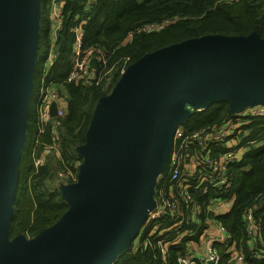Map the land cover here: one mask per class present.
<instances>
[{
  "label": "water",
  "instance_id": "water-1",
  "mask_svg": "<svg viewBox=\"0 0 264 264\" xmlns=\"http://www.w3.org/2000/svg\"><path fill=\"white\" fill-rule=\"evenodd\" d=\"M39 9L40 0H0V264H111L138 243L160 165L191 110L223 99L230 111L264 105V39L210 33L128 64L95 106L76 182L60 186L67 212L37 237L10 239Z\"/></svg>",
  "mask_w": 264,
  "mask_h": 264
},
{
  "label": "trees",
  "instance_id": "trees-1",
  "mask_svg": "<svg viewBox=\"0 0 264 264\" xmlns=\"http://www.w3.org/2000/svg\"><path fill=\"white\" fill-rule=\"evenodd\" d=\"M49 5L50 0H40L33 88L9 225L10 239L18 235L26 239L37 237L57 223L69 209L57 185V172L67 169L77 172L82 159L78 146L85 141L95 106L102 96L110 93L122 67L145 53L210 33L236 35L255 31L264 39V0H64L61 7L62 28L55 38ZM79 22L83 29L82 48L99 49L107 59L105 69L112 68L110 78H104L99 83H96L97 66L94 68L96 79L85 83L66 81L74 63L72 29ZM148 24L153 29L134 33ZM50 50L54 62L46 72L45 81L50 82L54 90L66 95V112L63 116L51 117L44 130L39 132L38 84L42 65ZM231 118L235 116L223 99L191 114L180 126L186 135L204 127L219 126ZM238 130L241 132L239 146H243L245 151L239 159L227 164V184H202L199 174L195 179L184 178V186H181L182 178L177 182L165 179L169 164L166 162L165 182L155 189L163 188V184L173 189L190 188L192 203L200 207V212L192 214L184 209V217L190 219L197 216L200 220L211 218L221 222L231 238L230 242L218 245L219 251L222 253L233 244L249 259L255 248L244 230V210L252 208L255 220L258 223L264 221V114L245 117ZM220 152L214 150V155L218 156ZM36 159H41L42 165L37 166ZM163 189L168 193L166 188ZM215 199L230 203L229 207L219 214L206 211ZM180 205L182 208L192 206H186L182 201ZM155 222H161V226L165 227L172 223V218L167 215ZM189 226L198 233L205 224L201 223L198 227L189 221ZM150 227L144 229L142 224L138 243L134 244L132 240L111 264H160L150 247L143 250L141 247V235H146ZM185 241L186 238H183L170 247V260L175 257V250L183 251Z\"/></svg>",
  "mask_w": 264,
  "mask_h": 264
},
{
  "label": "built area",
  "instance_id": "built-area-1",
  "mask_svg": "<svg viewBox=\"0 0 264 264\" xmlns=\"http://www.w3.org/2000/svg\"><path fill=\"white\" fill-rule=\"evenodd\" d=\"M225 1L232 2L235 0ZM63 2L64 0H50L49 11L54 38L57 31L62 28L61 7ZM151 29L153 27L148 24L139 27L134 33ZM72 31L74 34V63L67 75L66 81L85 83L90 79H96L94 76V68L96 66L99 69L96 83L101 82L104 78L108 79L112 68L105 69L107 59L104 53L93 47L82 48L83 29L80 26V22L73 27ZM132 33H130V37ZM53 58V52L50 50L42 65V75L38 84L37 113L39 132L44 130V127L52 117L50 115L52 102H56V117L63 116L66 112V95L60 94L54 90L50 82L45 81L46 72L54 62ZM125 68L122 67L120 72L122 73ZM248 114L250 116L247 117L263 115L264 105L249 106ZM234 116L235 118H231V120L227 119L219 126L204 127L186 135L183 134L182 128H177L167 160L169 164L165 179L171 182L179 181L183 175V162L190 161V167L193 168L194 163L192 161L194 160L201 168H208L211 171L207 179L210 184L215 186L227 184L226 166L230 161L237 159L238 148H227L226 140H223V138L228 134H232V137L235 136L237 138L239 124L242 123H240L241 119L243 120L239 116ZM179 139L181 141L176 142ZM208 142L209 145L210 143H213V145L207 146ZM189 148L191 149L190 153ZM214 150L221 152L218 156H215ZM35 164L37 166L42 165V160L36 159ZM77 175L78 170L77 172L71 169L58 171V188L60 189V186L63 184L76 182ZM189 189L184 187L176 188L174 194H169L165 193L163 188H159L158 190L154 188L153 196H156L157 203L150 208L143 223L144 229L148 226L151 227L146 235H141V239H143L142 250L150 247L155 257L159 259L160 264H264V221L258 223L255 220L253 209L247 208L244 210V230L250 240V244L255 248L252 249L250 258L246 259L243 252L235 249L233 244L228 245L226 250L221 253L218 245L230 242V233L221 222L215 219L206 218L205 220H200L196 216L190 219L184 217V213L186 214L184 209H188V212L190 211L192 214L200 212V207L192 203ZM180 201L185 203L186 206L187 204H191V208L185 206L182 208ZM221 203L222 201L215 199L207 206L206 211L218 214L217 209ZM167 215H170L172 218L170 225L162 227L161 222L153 223L154 220H159ZM189 221L197 224L198 227L201 223L205 224V226L197 233L193 227L189 226ZM169 236L171 237L169 238ZM183 238H186L183 251L175 250V257L173 260H170V247L177 245Z\"/></svg>",
  "mask_w": 264,
  "mask_h": 264
},
{
  "label": "rangeland",
  "instance_id": "rangeland-1",
  "mask_svg": "<svg viewBox=\"0 0 264 264\" xmlns=\"http://www.w3.org/2000/svg\"><path fill=\"white\" fill-rule=\"evenodd\" d=\"M138 1H141V0H138ZM121 74V73H120ZM249 106L250 105H248V104H243V105H241L240 107H238V108H234L231 112L234 114V115H236V116H239V118H243V119H245V117H247V116H250L249 114H248V109H249ZM208 107V106H207ZM198 108V109H197ZM200 107H194L191 111H192V114L193 113H195V112H197V111H201V110H203V109H205V108H203V109H199ZM242 114V115H241ZM234 121H235V119H233ZM236 122V121H235ZM241 122H243V120L241 119V121H240V123ZM180 125H178V127L177 128H181V126L179 127ZM211 127V126H210ZM176 128V129H177ZM180 131H181V129H179ZM241 132H238V137L237 138H235V136H231L232 134H228V135H226L224 138H223V140H226V147L227 148H232V147H236V148H238V150H237V152H238V154H240V155H242V153L245 151V148L243 147V146H239V141H240V138H241V134H240ZM232 137V138H231ZM173 138H174V135H173ZM180 141H181V139H180ZM182 143H184V142H182ZM218 143H221V142H218ZM213 145V143H210V145H209V142L207 143V146H212ZM240 147V148H239ZM170 152V151H169ZM193 163H194V167L193 168H195L196 169V174H195V177L196 178H198L199 176H202V175H208V173H209V171L207 170L208 168H201L200 167V165L198 164V163H196V161H192ZM164 164V165H163ZM166 162L165 161H163L162 163H161V165H160V170H159V172H158V174H157V176L159 177L160 175H161V173L163 174V176L165 175L164 173H163V170H164V168L166 167ZM190 161H184L183 162V164H182V169H183V175H182V180H181V182H180V185L181 186H184V183H185V180H184V178H192V176H188L186 173H187V171H189V169L191 168L190 167ZM187 167V168H186ZM199 174H201V175H199ZM199 175V176H198ZM158 177H156V180H157V178ZM195 177L193 176V179H195ZM187 180H189V179H187ZM208 182V180L206 179V180H203L202 181V184H205V183H207ZM209 183V182H208ZM196 214H199V213H196Z\"/></svg>",
  "mask_w": 264,
  "mask_h": 264
},
{
  "label": "crops",
  "instance_id": "crops-1",
  "mask_svg": "<svg viewBox=\"0 0 264 264\" xmlns=\"http://www.w3.org/2000/svg\"><path fill=\"white\" fill-rule=\"evenodd\" d=\"M74 57V56H73ZM74 61V60H73ZM240 148V147H239ZM220 150V149H219ZM218 150V151H219ZM241 157V155L240 154H238L237 153V155H236V158L237 159H239ZM165 165H167V163L165 164ZM166 168L167 167H165L164 168V170H163V173L166 171ZM187 168V167H186ZM168 170V169H167ZM197 172H196V169H193V168H190L189 169V171H187V175L189 176H194L195 177V174H196ZM209 175L210 174H208V175H202V176H200L199 177V180H206V179H208L209 178ZM158 177V176H157ZM164 177H165V175L163 176V174L161 173V175L157 178V180H156V182H155V187L154 188H158L160 185H162V182H165V179H164ZM160 188H162V186L160 187ZM163 188H166V190H167V192L169 193V194H174L175 193V189H173L172 187H166L164 184H163ZM153 199H154V204L151 206V207H153L156 203H157V198H156V196H153ZM229 204L230 203H228V202H225V201H222V203L220 204V207L217 209L218 210V214L219 213H222L223 211H225L228 207H229ZM197 217V216H196ZM195 218V217H194Z\"/></svg>",
  "mask_w": 264,
  "mask_h": 264
}]
</instances>
